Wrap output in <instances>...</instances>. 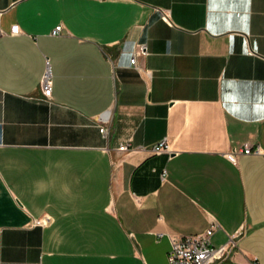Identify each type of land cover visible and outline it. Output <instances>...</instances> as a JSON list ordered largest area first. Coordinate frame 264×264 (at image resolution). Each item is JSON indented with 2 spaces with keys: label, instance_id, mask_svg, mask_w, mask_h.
Listing matches in <instances>:
<instances>
[{
  "label": "crops",
  "instance_id": "0c3cea01",
  "mask_svg": "<svg viewBox=\"0 0 264 264\" xmlns=\"http://www.w3.org/2000/svg\"><path fill=\"white\" fill-rule=\"evenodd\" d=\"M213 223L264 264V0H0V264H170Z\"/></svg>",
  "mask_w": 264,
  "mask_h": 264
},
{
  "label": "built area",
  "instance_id": "2783aa9c",
  "mask_svg": "<svg viewBox=\"0 0 264 264\" xmlns=\"http://www.w3.org/2000/svg\"><path fill=\"white\" fill-rule=\"evenodd\" d=\"M164 19L169 21V15L164 13ZM64 27L62 25L57 26L52 32L53 36H60L63 34ZM132 64H136V57L132 59ZM41 92L44 99L50 100L53 95V77L49 62L45 73L41 81ZM102 134L107 135L108 129L106 126L100 128ZM121 151L129 150V145L120 146ZM154 154L169 153L172 154V150L167 142L164 140L155 145L152 149ZM241 152L245 154L260 153V149L252 151L249 145H246ZM238 153L237 150H232L228 153L229 156H235ZM51 222L48 218L45 223ZM219 228L217 223H213L212 226L201 235L196 236H174L171 238V249L168 254V260L170 264H220L229 260L237 248V240L235 236L230 237L229 240L221 245L214 246L212 243V237L215 231ZM253 264H258V260L255 259Z\"/></svg>",
  "mask_w": 264,
  "mask_h": 264
}]
</instances>
